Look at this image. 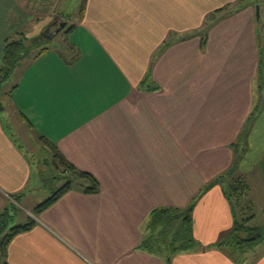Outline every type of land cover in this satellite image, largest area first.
Returning a JSON list of instances; mask_svg holds the SVG:
<instances>
[{
	"label": "crops",
	"instance_id": "1",
	"mask_svg": "<svg viewBox=\"0 0 264 264\" xmlns=\"http://www.w3.org/2000/svg\"><path fill=\"white\" fill-rule=\"evenodd\" d=\"M31 1L0 0V65L6 39L37 17ZM257 4L86 0L69 53L48 46L20 64L0 113V213L22 207L26 219L16 224L35 223L8 244L5 264H168L142 248L150 212L192 202L198 244L171 264H239L215 244L239 215L224 178L256 107L238 176L264 158V0L260 18ZM62 20L69 22L57 15L37 28ZM19 117L53 153L95 176L99 191L86 192L91 182L83 179L36 211L51 195H31L50 177L6 127L5 118L17 127ZM254 264H264V253Z\"/></svg>",
	"mask_w": 264,
	"mask_h": 264
},
{
	"label": "trees",
	"instance_id": "2",
	"mask_svg": "<svg viewBox=\"0 0 264 264\" xmlns=\"http://www.w3.org/2000/svg\"><path fill=\"white\" fill-rule=\"evenodd\" d=\"M86 1V0H85ZM244 1V0H241ZM85 6V2L83 8ZM227 8H221L217 13H224ZM83 15V11H82ZM260 18V17H259ZM75 26L72 25L67 29V32H72ZM260 32V30L258 31ZM68 40V38H67ZM49 41L42 36L34 38H28L25 33H19L17 36H12L6 39L2 64L0 65V113L5 114L7 110L4 96L10 94L11 91L6 92V83L14 77V74L18 70V67L24 60H34L49 47ZM68 48L73 46L68 41ZM261 65H260V86L263 87L264 81V48L261 45ZM15 87V86H14ZM259 108L250 114L246 121L245 133L241 137L240 141L234 143L235 158L231 167L226 174V193L232 198L234 206L236 202L237 206L240 205V199L245 193L248 185L244 182L241 176L237 175L240 161L242 160L245 149L242 144L246 140L248 134L251 131L254 119L258 115ZM43 138V137H42ZM44 139V138H43ZM54 160L56 168L59 173L65 174L69 180H67L61 187L54 190L52 195L41 203L36 211L40 212L54 202L59 197L73 189L71 179L78 177L81 179H87L91 182V186L86 189L88 193H94L99 191V183L95 176L89 172L78 169L75 165L71 164L63 155L57 152L54 153ZM224 177V176H223ZM56 179V178H52ZM212 184H208L199 196L204 193ZM198 196V197H199ZM195 202H192L186 208L178 207H158L154 208L149 215L148 219V235L145 237L142 248L150 253L160 255L165 258L168 264H171L172 257L174 254L182 251L191 250L196 247L197 240L194 235V220L193 210ZM236 207V206H235ZM16 208L14 205L6 208L0 213V256H6L7 246L11 240L21 232L29 230L35 223L34 220H30L28 223L23 225H15L10 228V223L14 219ZM242 210V209H241ZM244 217V216H243ZM254 215L246 218H236L234 229L228 238L221 240L215 244L216 247L230 248L235 246V249L240 250L248 246H253L258 242L264 241V230L258 226H252L251 221L254 219ZM168 238V239H167ZM235 249L231 253H235Z\"/></svg>",
	"mask_w": 264,
	"mask_h": 264
},
{
	"label": "rangeland",
	"instance_id": "3",
	"mask_svg": "<svg viewBox=\"0 0 264 264\" xmlns=\"http://www.w3.org/2000/svg\"><path fill=\"white\" fill-rule=\"evenodd\" d=\"M84 2L85 0L31 1V9H33V11L37 13V17L28 24V26L24 29V33L32 36L42 35L44 33V30L42 28L38 30L37 28L40 22H54L57 19V15L64 16L68 19V24L53 40L49 41L48 46L59 47L69 53L70 50L68 48L67 37L70 38L73 31L67 32V29L72 26L74 22L81 19ZM261 4L262 0H260L257 4V7H259V9L261 8ZM49 13H53L54 15L50 17L48 16ZM13 80L14 77H12V79H10L6 83L4 90H6L7 92L11 90ZM4 121L6 127L8 128V130H10V132L18 133L17 135L19 137L21 145L29 147L32 158L37 160L39 168L44 171V174L42 176L46 179L47 177H50L49 180L43 182V187L39 189V191H37L38 194L31 195V197H34L35 199L42 198L41 201L45 200L48 195H52L44 194L45 191L51 192L52 189L57 190L67 180H69V177L67 178L65 174L59 173L57 168L54 166L52 160L54 153L51 145L45 141L40 140L39 136L26 123H24L20 117L15 121V123L18 125L17 127L14 126L13 120L5 118ZM255 161L256 160L254 159V162ZM248 173L249 174L247 176H244L243 178L244 182L248 185V188L240 199V205L237 206V201L236 199L234 200L236 202V209L239 213L238 217L241 219L254 215V220L250 222L251 225L261 227L264 230V158H262L258 162V164ZM234 176H238V173ZM71 181L74 186H80L85 183L83 179L78 177L72 178ZM13 212H16V221L14 225H17L16 223L18 222H24V220L26 219V213L22 207ZM225 249L227 251L228 249H232L233 251V249H235V246H230V248L226 247ZM235 251L236 252L233 253V255L239 264H254L258 260V256L264 253V241H260L253 246H248L240 250L235 249ZM0 264H5L4 259L1 256Z\"/></svg>",
	"mask_w": 264,
	"mask_h": 264
},
{
	"label": "water",
	"instance_id": "4",
	"mask_svg": "<svg viewBox=\"0 0 264 264\" xmlns=\"http://www.w3.org/2000/svg\"><path fill=\"white\" fill-rule=\"evenodd\" d=\"M257 16L260 17V9H259V7H257ZM56 22H55V24L52 25V27L48 28V30H46L41 36L46 38L47 40H52V39H54L56 37V35H58L60 33V31L67 24L66 20H62V22H60V25L57 26V28L55 29ZM53 28H54V30H53Z\"/></svg>",
	"mask_w": 264,
	"mask_h": 264
}]
</instances>
